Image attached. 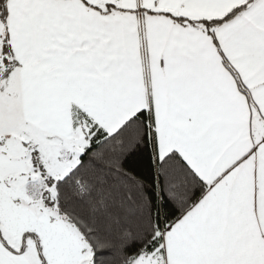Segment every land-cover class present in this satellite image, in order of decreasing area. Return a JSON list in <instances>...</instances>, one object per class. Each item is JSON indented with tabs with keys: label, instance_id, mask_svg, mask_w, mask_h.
Masks as SVG:
<instances>
[{
	"label": "snow or ice",
	"instance_id": "1",
	"mask_svg": "<svg viewBox=\"0 0 264 264\" xmlns=\"http://www.w3.org/2000/svg\"><path fill=\"white\" fill-rule=\"evenodd\" d=\"M0 264H264V0H0Z\"/></svg>",
	"mask_w": 264,
	"mask_h": 264
}]
</instances>
